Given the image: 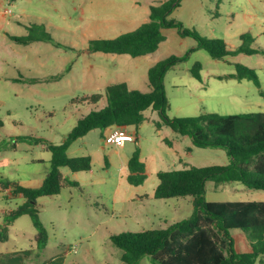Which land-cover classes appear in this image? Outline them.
I'll return each mask as SVG.
<instances>
[{
  "label": "rangeland",
  "instance_id": "rangeland-1",
  "mask_svg": "<svg viewBox=\"0 0 264 264\" xmlns=\"http://www.w3.org/2000/svg\"><path fill=\"white\" fill-rule=\"evenodd\" d=\"M97 1L100 4L105 0ZM163 1L168 0H157V4ZM118 2L124 5L126 0ZM48 7L47 4L46 17H56ZM96 8L99 6L96 5ZM72 14L75 17L72 27H61L63 22L56 18L55 23L60 28L52 27L47 31L57 42H67L74 47L79 63L92 60L84 55L90 46V40L113 38L117 32L132 30L119 21L106 29L99 17H94L92 21H89V17H84L85 21H81L84 16L81 12ZM169 18L181 22L185 28L195 30L205 38L225 40L232 50L242 45L241 37L248 33L254 38V42L248 41L247 45L264 50V0H182ZM36 26L35 33L43 37L44 32ZM165 33L166 40L155 53L131 58V63L136 65L132 70L134 76L131 83L134 88L146 89L148 70L156 63L173 55L185 56L197 46L192 37H182L176 30ZM48 61L46 69L52 70L53 61ZM197 62L202 64L201 81L194 78L191 72ZM236 64L255 70L260 87L249 79L231 78V75L237 73ZM115 74V71H109L107 80H123L113 79ZM164 85L169 104L167 115L170 118L196 117L204 113H264V96L261 93L264 92V56L238 54L224 60H215L206 50L198 49L189 54L187 60L167 71ZM88 90L84 77H67L60 87L47 84L43 103L34 108L27 107L31 98L20 97L17 100L10 92L3 94L8 100L0 107V120L8 122L17 118L24 121V127L29 130L33 126L36 138L43 143L21 141L17 150H0V176L24 186L31 182L34 185L37 180H42L50 171L51 160L50 151L43 148L44 142L62 144L79 118L91 112V106L78 102L85 94H92ZM7 107L14 109L12 117L6 113ZM32 113L40 115L42 120L39 124L28 123L32 120ZM7 129H11V126H7ZM128 129L130 132L135 131L134 127ZM138 132L140 140L128 143L120 151L113 144L106 145L98 132H92L73 143L68 151L69 156H91L92 169L89 172L73 173L68 168H62L64 176L76 181L78 187L64 186L59 195L45 196L38 200L40 220L49 235L47 246L39 248L36 241L37 230L31 218L23 216L4 232L8 240L0 242V249L29 255L30 258L33 257L30 260L36 264L44 261L50 264L51 261L60 259V254L64 253L67 256H64L63 264H122V250L113 245L111 235L165 229L170 224L188 219L194 211L192 197L168 200L154 197L159 184L155 172L165 170L157 159L159 137L151 122L141 125ZM0 142L6 146L13 144L4 131L0 132ZM136 150L143 156L145 169L147 168L145 182L139 186L128 182V161ZM189 162V166L198 167L221 165L228 161L224 151L219 148H195ZM0 192V227H3L4 212L16 209L24 202V198L17 197L2 187ZM205 198L210 202L264 201V191L250 189L238 182H208ZM231 235L236 252L249 251V241L241 230H231ZM25 251H29L28 254ZM140 264L152 263L145 256Z\"/></svg>",
  "mask_w": 264,
  "mask_h": 264
},
{
  "label": "trees",
  "instance_id": "trees-1",
  "mask_svg": "<svg viewBox=\"0 0 264 264\" xmlns=\"http://www.w3.org/2000/svg\"><path fill=\"white\" fill-rule=\"evenodd\" d=\"M182 0H168L151 6L149 22L137 30L122 34L115 39L91 40L88 51L106 54L129 55L133 58L155 53L166 40V31L176 30L182 37H192L197 46L185 56H170L149 69L150 91L130 89L126 82L107 86L104 94H93L78 99L81 104L93 107L83 115L60 145L45 143L51 153L50 171L39 188L20 185L0 176V187L11 189L13 195H21L24 202L16 209L5 213V224L0 227V240L8 226L23 216H29L37 230L36 241L44 249L49 241L48 232L40 220L38 200L45 196L59 195L64 186L78 187L76 181L64 176L62 168L73 173L89 172L92 157H71L69 148L77 140L93 130L102 132L114 127H139L146 118L147 110L157 111L162 126L174 133L189 137L197 148H219L229 158L228 164L190 167L179 170L159 171V184L155 189L156 199L193 198V214L186 220L170 224L165 229H148L141 232H124L111 235L113 245L122 250V264H140L148 256L152 264H264V201H225L210 202L205 198L206 184L242 183L246 187L264 191V113L220 115L204 113L196 117H175L167 115L168 99L164 77L173 66L188 59L189 54L198 49L206 50L215 60H224L238 54L262 55L261 48H251L248 41L254 42L250 34L242 35V45L234 50L221 38H205L195 30L185 28L175 19L169 18L180 6ZM44 32L43 37L29 35L12 37L20 44H30L36 40L53 41L44 25H37ZM59 45V44H57ZM237 73L231 78L252 80L260 87L255 70L236 64ZM202 64L195 63L191 72L201 81ZM20 81V79H16ZM264 96V92H261ZM105 105L97 109L101 100ZM3 122L0 121V128ZM13 144L6 146L0 142V150H15L21 141H43L32 135L16 137ZM128 182L139 186L145 182L146 169L136 150L128 162ZM241 230L249 241L250 250L238 253L234 249L231 230Z\"/></svg>",
  "mask_w": 264,
  "mask_h": 264
},
{
  "label": "crops",
  "instance_id": "crops-1",
  "mask_svg": "<svg viewBox=\"0 0 264 264\" xmlns=\"http://www.w3.org/2000/svg\"><path fill=\"white\" fill-rule=\"evenodd\" d=\"M118 1L119 0H105L99 4L97 0H0V107L8 100L3 96L6 92H10L12 97L17 100L20 97H25L27 99L31 98V102L27 104V107H38L44 101L47 84H53L54 87H60L62 81L67 77H84L85 82H87V89L92 93L85 94L84 96L104 94L107 86L120 82H126L130 89L139 90L134 88L131 83L132 77L134 76L132 70L136 65L131 63V58L133 57L129 55L106 54L103 52H90L86 50L84 55L92 60H87V63H79L78 53L74 52V47L69 46L67 42H57L52 38L53 41L39 39L30 44L24 45L12 40V37H25L29 35H34L40 38V36H37L35 33V25H44L46 31L52 27L60 28V26L55 23L56 18L63 22L64 25L61 27H72V21H74L75 18L72 14L73 12H81L82 15H84L83 18H81V21H85L84 17H87V19L89 17V21H92L94 17H99L100 21L105 23V25L102 26H105L106 29L113 24H117L118 21L123 22L127 27L132 28L129 32H117L113 38H95L93 40L115 39L122 34L133 32L149 22L150 7L166 2L163 1L159 2L160 4H157V0H126L124 5H122ZM47 4L49 5L48 8L50 11L57 15L56 17L51 16L50 18L48 17L49 19L46 17L45 13ZM96 5H98L99 8H96ZM8 9L10 10V13L7 12ZM87 13L90 15L87 16ZM47 19L50 20V22ZM94 58H97V60H93ZM48 60L53 61L52 70L46 69V63L49 62ZM111 70L116 72V76L113 79L117 78L123 80H113L115 82L107 80L108 72ZM16 79H20V81H16ZM146 86L145 90L139 91H150L148 77ZM101 103L102 104H99L97 109H100L99 107L102 108L105 105V100H101ZM13 111L14 109L12 107L6 108V113L9 117H12L14 114ZM145 118V122H151L155 134L159 137V153L157 159L165 170H157L155 172L156 176L159 171L190 168L189 159L192 158L194 150L197 148L194 146L192 139L180 136L172 131L171 133L169 131L170 128L165 126L157 128V123L161 122L160 115L157 111L147 110L145 112ZM41 120L42 119L38 113H32V120L28 123L39 124ZM2 122L3 126L0 128V132H7L8 137L11 140L16 137L29 135L36 138L34 127L32 126L28 130L24 127V121H21L20 119L12 118L8 122ZM9 125L11 126V129L8 130L7 126ZM140 127L141 125L137 128L134 127L135 131L133 132L129 131L135 135L136 142L140 140L138 132ZM112 129L113 128L104 132L101 130H93L89 134H92V132H98L102 141L105 142V137ZM127 130H129L128 127ZM17 147L15 150H17ZM126 147L127 144L123 148H117L120 151ZM43 148H45V145H43ZM224 154L226 153L224 152ZM226 158L228 161L226 164H228L229 158L227 155ZM141 160L145 162L142 155ZM32 161L35 162L36 160ZM14 163H16V160ZM46 176L42 180H37L34 185L31 182L30 185L25 187H41ZM17 183L22 185L20 182ZM5 191L11 192V189ZM0 194L2 193L0 192ZM17 197L23 198L21 195H17ZM3 198L9 199L10 197ZM7 212L8 211H5L4 215ZM7 240L8 237L4 241L0 240V242L3 243ZM25 252L28 254L29 251ZM65 255V253L60 254V259L51 261L50 264H63ZM32 258H30L29 255H22L19 251L11 250L9 252L8 250L0 249V264H36L30 260ZM42 264L49 263L48 261H44Z\"/></svg>",
  "mask_w": 264,
  "mask_h": 264
},
{
  "label": "built area",
  "instance_id": "built-area-1",
  "mask_svg": "<svg viewBox=\"0 0 264 264\" xmlns=\"http://www.w3.org/2000/svg\"><path fill=\"white\" fill-rule=\"evenodd\" d=\"M10 13V10H7ZM135 141V135L130 133L126 127H114L109 131L105 137V142L107 145L113 144L118 148H123L126 144Z\"/></svg>",
  "mask_w": 264,
  "mask_h": 264
}]
</instances>
